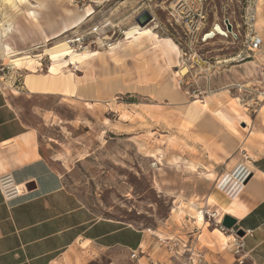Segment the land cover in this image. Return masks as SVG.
<instances>
[{"label":"rangeland","instance_id":"1","mask_svg":"<svg viewBox=\"0 0 264 264\" xmlns=\"http://www.w3.org/2000/svg\"><path fill=\"white\" fill-rule=\"evenodd\" d=\"M13 1L15 8L0 0V23L9 21L20 29L10 35V43L14 51L21 52L17 58L22 60L21 66L15 67L12 61L17 58L7 60L0 42V84L19 87L26 74H46L51 66V74L67 65L73 78H81L73 97L38 101L44 109L38 112L46 124L41 143H52L46 150L60 160L69 190L96 216L132 224L152 235L163 250L158 264H185L188 253L184 252L190 248L200 252L201 247L217 255L216 259L207 256V264H247V257L234 246L239 237L236 229L222 224L224 233L231 236L228 247L215 232L220 229L212 214L217 206L209 204L212 212L205 215L206 223L198 222V204L203 209L207 200L215 197L210 196L214 188L224 193L217 186L222 176L216 180L211 165L214 148L199 136L210 134L214 144L217 126L209 120L203 132L199 116L209 112L203 113L201 105L191 110L196 98L204 100L225 91L229 105L222 109L236 103V109L242 106L239 116L247 114L254 120L263 115L264 104H257L252 90L258 87L259 69L264 66V45L260 54L242 60L247 54L243 58L237 55L245 51L243 43L230 36L196 40L171 15L176 0ZM203 5L207 14L203 31L223 26L225 21L235 30L243 26L246 0H203ZM258 10L257 29L264 40V5L260 6V0ZM145 12L153 20L142 28L141 35H127L139 26L137 20ZM73 26L77 28L54 38ZM150 30L159 38L172 39L181 57L169 64L155 50V41L147 35ZM62 42L77 54L88 50L91 56L77 55L72 65L59 63ZM231 59L236 60L219 64ZM179 67L189 71L177 77V83L174 71ZM80 94L84 100L76 97ZM236 129L242 131L240 124ZM49 137L54 141L49 142ZM205 175L213 180L208 181ZM84 247L72 250L58 264H140L132 254L114 250L96 256Z\"/></svg>","mask_w":264,"mask_h":264},{"label":"crops","instance_id":"2","mask_svg":"<svg viewBox=\"0 0 264 264\" xmlns=\"http://www.w3.org/2000/svg\"><path fill=\"white\" fill-rule=\"evenodd\" d=\"M51 69L52 66L46 74H26L16 89L0 84V179L11 175L24 188L23 194L13 200H6L0 191V264H58L83 245L96 256L114 250L129 256L135 252L140 264H158L163 250L155 238L132 224L96 216L67 187L60 160L50 157L46 150L52 143H41L46 124L41 123L44 119L38 111L44 109L38 101L53 96L63 100L73 97L76 81L81 79L73 78L67 65L56 74H51ZM87 78L86 75V81ZM225 93L194 101L191 112L201 105L203 113H210L199 116L203 132L209 120L217 126L212 136L217 137L214 144L210 134H199L204 143L210 142L214 148L211 165L215 179L232 174L237 168L248 169L250 175L234 198L215 188L210 196L217 199L218 209H223L229 200L237 201L241 215L230 217L236 220V232H245L239 238L247 264H264V113L253 120L247 114L239 116L236 103L222 109L229 105ZM81 95L76 97L84 100ZM231 109L235 110L231 113L232 122L225 117ZM238 124L241 132L236 129ZM48 140L54 141L50 137ZM221 238L228 247L230 238ZM199 251L205 261L207 256L217 258L202 247Z\"/></svg>","mask_w":264,"mask_h":264},{"label":"built area","instance_id":"3","mask_svg":"<svg viewBox=\"0 0 264 264\" xmlns=\"http://www.w3.org/2000/svg\"><path fill=\"white\" fill-rule=\"evenodd\" d=\"M257 4L258 0H246V6L244 8V13L242 16L243 26H240V28H237L235 30L231 22L225 21L223 23V26L219 25L222 29L221 32L217 31L216 28L207 32L203 31V27L207 18L203 0H176L171 15L173 16L175 22L179 23L181 27H185L188 30L189 34L193 35V38H195L196 40H198L199 38L201 41L207 42L208 40L213 39L217 36H230L232 40L243 43L245 51L239 53L237 57L243 58L242 56L244 54H247L242 59L247 60L255 57V54L261 51L264 44V40L261 35H259L256 27ZM182 53L183 56L186 55L183 50ZM183 56L180 63L182 66L186 65L185 61L182 60ZM257 84L258 87L255 90H252V92L257 96V104H264V66L259 69ZM233 174L235 175V180L242 184V187L250 175L249 171L244 168H237ZM0 191L3 193L6 200H13L23 194L24 188L23 186L15 183L11 175H5L0 179ZM207 214L208 212H205V215ZM213 217H216V213H213ZM215 224L224 232L225 229L224 226H222V222H216ZM236 238L237 240H235L234 246L237 247V253H242L243 257H246L243 252V242L239 237ZM184 253H188L187 261L185 264H207L195 248H190ZM180 256H182V254H180ZM136 257L137 254L133 252L132 258Z\"/></svg>","mask_w":264,"mask_h":264},{"label":"bare ground","instance_id":"4","mask_svg":"<svg viewBox=\"0 0 264 264\" xmlns=\"http://www.w3.org/2000/svg\"><path fill=\"white\" fill-rule=\"evenodd\" d=\"M24 1H26V0H24ZM4 3H6L7 5H10L11 7H14L15 8V2L13 1V0H4ZM264 5V0H260V6L262 7ZM259 9V0H258V8H257V15H258V10ZM92 14V13H91ZM34 15V13H32V16ZM88 15V14H87ZM83 17V16H82ZM81 17V18H82ZM86 17V16H85ZM86 19V18H85ZM258 23V22H257ZM257 23H256V27L258 28V26H257ZM263 24H261V26H262ZM77 27L76 26H73V27H71V28H68V27H66V28H64L56 37H54V38H61V36H63V35H65L66 33H68V32H70V31H72V30H74V29H76ZM216 30L217 31H219V32H221L222 31V29H221V27L219 26V25H216ZM262 29V28H261ZM20 30V29H19ZM19 30H17L14 26H13V24L12 23H10L9 21H5L4 23H0V42H1V45H2V47H4V51H3V55H4V57L6 56V59L7 60H12L14 57H16L17 58V55H19V54H21V52H16V51H14L13 50V47H12V45H11V43H10V35L11 36H13V35H15ZM258 30V29H257ZM144 31V29H142L141 27H139V26H136L135 28H133L132 30H130V32L129 33H127V35H134V33H136V34H139V35H141L140 33L141 32H143ZM150 33H148L147 35L151 38V39H153L154 41H155V43H154V48H155V50H159L160 52H161V54H162V56L166 59V60H168V62H169V64H171V63H174V60H175V57H176V59H178L179 57H181V51H180V49H179V47L177 46V44H175L174 43V41L172 40V39H170V38H159L158 36H157V34L154 32V31H152V30H150L149 31ZM22 33V32H21ZM260 35V34H259ZM1 37H2V39H1ZM22 37V36H21ZM261 37H262V35H261ZM20 39V38H19ZM107 40H109V38H107ZM14 43V42H13ZM264 45V44H263ZM14 46V45H13ZM59 46H60V48H62V50H63V54H61L62 55V58L59 60V63H70L71 65L72 64H74V60L78 57L77 55H80L81 57H84V58H88V57H90L91 56V54H90V51H84L82 54H77V53H75L74 51H72V48L70 47V44H68L67 42H62V43H60L59 44ZM262 48H263V46H262ZM2 52V51H1ZM22 52H24V51H22ZM262 52V49H261V51H259V52H257L255 55L257 56L258 54H260ZM69 57H70V59H69ZM263 57H264V54H263ZM32 58V57H31ZM22 60V58H17V59H15L14 58V60L12 61L13 62V64H14V66L15 67H20L21 66V63H20V61ZM235 60L236 59H231V60H226L225 62L223 61L222 63H219V64H222V65H228V64H230V63H232V62H235ZM176 66V65H175ZM176 68V67H175ZM188 71H189V68L188 67H184V68H182V67H180V70L178 71V72H175L174 71V79L177 81V83H179V81L177 80V77H179L180 78V75H186L187 73H188ZM54 72V71H53ZM177 75H179V76H177ZM210 96V95H209ZM208 96V97H209ZM207 98V97H206ZM196 100H199V101H203V100H200V99H195V101ZM236 102H237V104H239L238 103V99H234ZM239 106H241L240 104H239ZM242 107V106H241ZM240 107V108H241ZM235 111L234 110H232V111H227V114H226V116L225 117H227L228 119H229V121L230 122H232L233 121V118H232V116H231V113H234ZM51 116V115H50ZM248 122V121H247ZM43 123V122H42ZM83 154H84V152L82 153V158H83ZM79 156H80V154H79ZM176 168H178V169H180V165H179V163H176ZM252 166V165H251ZM242 167V166H241ZM73 168V167H72ZM248 170V169H247ZM250 172V171H249ZM205 178L208 180V181H212L213 180V178H212V176L211 175H205ZM239 182H237L236 180H235V178H234V176H233V173L232 174H229L228 176H227V178H225V180H223V178L222 179H220L219 181H218V187L220 188V189H222L221 191L224 193V194H226V196H229V198L230 197H233L234 196V194L240 189V188H242V184H238ZM217 202V199L214 197V198H211V199H209V200H207V205H209V204H214L215 205V203ZM180 203L182 204V205H186V208H187V204L185 203L184 204V200H182V201H180ZM181 205V206H182ZM199 205V207H200V211L197 213V216H198V222H206V219H205V212H210V211H208V210H206L205 208H201V206H200V204H198ZM223 209H221V208H219L218 210H217V212H215L216 213V217H217V219H218V223H221L224 219H225V217L226 216H234V215H239L240 214V212H239V210H241L240 209V206L238 205V203H237V201H232V200H229V201H227L224 205H223ZM183 209L182 208H180V210H179V213L180 214H183ZM241 213H243V212H241ZM213 214V213H212ZM241 215V214H240ZM216 230H218V232H219V234L224 238V239H226L227 240V238L229 237V238H231V236H228V235H226V233H224L221 229H216Z\"/></svg>","mask_w":264,"mask_h":264},{"label":"water","instance_id":"5","mask_svg":"<svg viewBox=\"0 0 264 264\" xmlns=\"http://www.w3.org/2000/svg\"><path fill=\"white\" fill-rule=\"evenodd\" d=\"M153 20V17L145 12L142 15L139 16L137 23L141 28L146 27L151 21ZM223 225L229 229H232L236 225V220L230 216H227L223 222ZM236 235L239 237H244L245 232L243 230H238L236 232Z\"/></svg>","mask_w":264,"mask_h":264}]
</instances>
